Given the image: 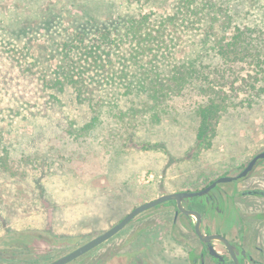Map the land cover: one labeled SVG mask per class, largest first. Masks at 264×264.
Instances as JSON below:
<instances>
[{
    "label": "rangeland",
    "instance_id": "obj_1",
    "mask_svg": "<svg viewBox=\"0 0 264 264\" xmlns=\"http://www.w3.org/2000/svg\"><path fill=\"white\" fill-rule=\"evenodd\" d=\"M173 1L135 6L123 0H0V31L21 36L15 39L3 31L0 50L14 54L24 66L40 63L46 43L51 42L49 34L63 41L75 31L94 35L105 28L118 29L124 18L138 12L170 11ZM255 5L264 7V0ZM39 63L33 68L37 78L43 75ZM6 72L0 71V156L6 157L0 164V253L24 238L31 243V258L47 254L49 261L56 260L108 230L136 206L237 174L264 151L262 100L229 108L211 147L200 151L196 109L204 99L191 88L168 102L159 123L140 119L135 129L125 130L103 114L93 132L77 139L66 133L65 122L81 126L92 112L75 101L69 88L55 94L60 103L59 111L53 112L42 107L51 100L49 95L31 91L42 89L41 82L10 80ZM136 103L118 104L125 111ZM143 216L70 264H116L123 244L139 242L136 230L150 222ZM158 233L159 238L164 235L162 229ZM0 264L7 263L0 260Z\"/></svg>",
    "mask_w": 264,
    "mask_h": 264
},
{
    "label": "trees",
    "instance_id": "obj_2",
    "mask_svg": "<svg viewBox=\"0 0 264 264\" xmlns=\"http://www.w3.org/2000/svg\"><path fill=\"white\" fill-rule=\"evenodd\" d=\"M123 1L145 6L154 0ZM256 1L174 0L170 11L138 12L124 18L118 29L105 28L94 35L75 31L63 41L49 34L51 42L46 43L47 53L40 56V63L24 66L2 49L0 71L7 69L4 76L9 74L10 80L41 82L42 89L31 91L49 95L51 100L42 107L53 112L59 111L60 103L55 94L69 88L75 101L92 112L81 126L65 122L66 133L77 139L93 132L103 114L119 121L125 130L135 129L140 119L159 123L168 102L191 88L204 99L196 109L200 151L211 147L229 108L243 107L244 101L248 105L264 101V7L255 5ZM3 31L15 39L21 37ZM38 63L43 75L37 78L33 68ZM240 71H246L245 75ZM241 95L245 98L240 101ZM125 100H136L137 106L122 111L118 103ZM5 163L6 157L0 156V164ZM30 244L21 238L0 253V260L41 264L51 258L47 254L31 258Z\"/></svg>",
    "mask_w": 264,
    "mask_h": 264
},
{
    "label": "flooded vegetation",
    "instance_id": "obj_3",
    "mask_svg": "<svg viewBox=\"0 0 264 264\" xmlns=\"http://www.w3.org/2000/svg\"><path fill=\"white\" fill-rule=\"evenodd\" d=\"M258 154L232 175L231 182L217 184L201 196L182 199L185 211L199 215V233L195 216L187 215L175 200L163 202L140 214L143 221L150 222L136 230L138 243L123 244L116 264H264V159L238 178ZM222 176L200 188L171 193L199 192ZM158 229L163 230L161 238ZM149 232L151 236L145 238Z\"/></svg>",
    "mask_w": 264,
    "mask_h": 264
},
{
    "label": "water",
    "instance_id": "obj_4",
    "mask_svg": "<svg viewBox=\"0 0 264 264\" xmlns=\"http://www.w3.org/2000/svg\"><path fill=\"white\" fill-rule=\"evenodd\" d=\"M264 159V151L256 155L248 164V166L242 171L241 174H239L238 178H241L246 175L247 172H249L254 164ZM233 176L226 175L218 178L215 182H213L211 185H209L204 190H201L199 192L189 193V192H175V193H166L158 198L146 202L144 204L138 205L135 207L129 214H127L123 219H121L118 223L110 227L108 230L102 232L101 234L95 236L94 238L90 239L86 243L80 245L76 249L68 252L67 254L57 258L56 260L48 263V264H70L71 262L75 261L76 259L84 256L85 254L89 253L90 251L94 250L95 248L101 246L114 236H116L121 230H123L127 225H129L136 217H138L143 212L156 207L157 205L169 201V200H175L177 202L178 207L184 211L187 215H193L198 219V223L196 224L197 231L199 233V223L200 218L199 215L194 212H187L183 209L181 202L182 199L185 197H193V196H201L203 194L208 193L212 188H214L217 184L225 183V182H231L233 180Z\"/></svg>",
    "mask_w": 264,
    "mask_h": 264
},
{
    "label": "built area",
    "instance_id": "obj_5",
    "mask_svg": "<svg viewBox=\"0 0 264 264\" xmlns=\"http://www.w3.org/2000/svg\"><path fill=\"white\" fill-rule=\"evenodd\" d=\"M152 177V176H151Z\"/></svg>",
    "mask_w": 264,
    "mask_h": 264
}]
</instances>
